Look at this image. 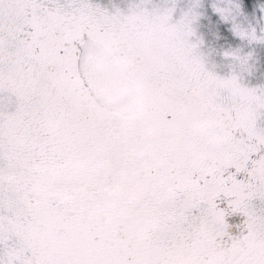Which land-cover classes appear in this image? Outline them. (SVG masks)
<instances>
[{
	"label": "snow or ice",
	"instance_id": "6c2138e0",
	"mask_svg": "<svg viewBox=\"0 0 264 264\" xmlns=\"http://www.w3.org/2000/svg\"><path fill=\"white\" fill-rule=\"evenodd\" d=\"M199 7L0 0V264H264V86L206 66Z\"/></svg>",
	"mask_w": 264,
	"mask_h": 264
},
{
	"label": "rangeland",
	"instance_id": "374dc122",
	"mask_svg": "<svg viewBox=\"0 0 264 264\" xmlns=\"http://www.w3.org/2000/svg\"><path fill=\"white\" fill-rule=\"evenodd\" d=\"M103 6L111 9L113 5L127 10L135 0H96ZM153 3L163 4L164 0H152ZM213 0H200V13L193 23L195 35L193 41L199 39V51L202 53L206 66L221 76H227L235 72L240 82L248 87L264 86V42L249 41L241 38L232 31V21L220 20L218 14L211 7ZM239 4V11L235 16V22L244 29L255 30L257 36L264 34V0H235ZM191 4V0H176V17ZM226 51H237L240 56L247 55V64L241 65L232 57L223 55ZM227 219V218H226Z\"/></svg>",
	"mask_w": 264,
	"mask_h": 264
},
{
	"label": "flooded vegetation",
	"instance_id": "af4514ba",
	"mask_svg": "<svg viewBox=\"0 0 264 264\" xmlns=\"http://www.w3.org/2000/svg\"><path fill=\"white\" fill-rule=\"evenodd\" d=\"M226 218L229 224V234L232 236L238 235L243 228L244 217L239 213H234Z\"/></svg>",
	"mask_w": 264,
	"mask_h": 264
},
{
	"label": "trees",
	"instance_id": "16d2710c",
	"mask_svg": "<svg viewBox=\"0 0 264 264\" xmlns=\"http://www.w3.org/2000/svg\"><path fill=\"white\" fill-rule=\"evenodd\" d=\"M245 2H249V1H252V0H244Z\"/></svg>",
	"mask_w": 264,
	"mask_h": 264
}]
</instances>
